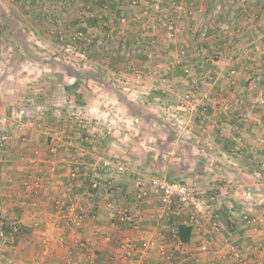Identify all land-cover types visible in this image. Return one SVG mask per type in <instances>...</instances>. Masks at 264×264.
Masks as SVG:
<instances>
[{
  "label": "crops",
  "instance_id": "1",
  "mask_svg": "<svg viewBox=\"0 0 264 264\" xmlns=\"http://www.w3.org/2000/svg\"><path fill=\"white\" fill-rule=\"evenodd\" d=\"M181 1L182 12L178 8L172 11L173 17L168 15L181 26V33L170 43L165 25H156L155 34H159L151 50L157 58L169 57L165 59L168 63L161 64L162 71L167 72L169 60L173 61L169 77L171 86L181 92L178 95L189 87L186 69L196 72L203 68L200 74L208 71L215 81L201 93L193 90L200 96L195 98L200 102L195 118L181 110L179 98H173L177 105L174 112L180 116L168 115L186 127L172 133L156 155H138L144 144L139 139L140 144L134 142L133 136L143 133L146 124L127 105L118 103L120 106L104 114L101 98H95L99 103L93 118L97 121L86 129L75 124L77 114L70 110L71 104L82 98H59L61 106L55 112L43 117L29 115L26 124L14 126L15 112L18 116L23 112L9 106L7 113L2 105L7 99L17 103L19 98H14V90L4 98L0 90V225L2 221L18 222L31 230L29 237L20 238L13 247L6 245L0 233V264H264V105L257 106L248 122L243 114L264 94V0ZM54 2L0 0V19L45 27L36 22H53L52 10L64 9L62 1ZM128 2L113 3L112 13L119 16L120 26L112 29L117 33L125 30L132 46L127 55L118 57L143 67L138 56L146 53L135 46L141 34L134 17L137 10ZM171 2L176 1L169 0L165 11ZM110 12L107 16L113 22L115 15ZM226 23L230 30L224 32L221 25ZM203 24L210 29L202 45L196 30ZM93 29L95 36L102 35L97 28H89L87 33ZM202 47L212 58L220 55L219 59L205 67L204 57L199 55ZM180 48L187 49L188 55L184 66L176 68L174 60ZM15 50L0 45V55L13 57ZM9 62L0 68L12 67ZM109 65L104 68L112 70L114 66ZM90 80L104 83L95 75ZM159 80L146 76L142 84L150 88ZM3 84L0 80L1 88ZM236 98L243 102L239 112L226 113ZM53 101L49 100L51 105L56 103ZM74 106L78 104L74 102ZM103 158L123 164L126 173L104 175L103 181L111 178L116 190L107 196L104 189H98L93 211L84 185L94 181L93 171L101 168ZM168 172L174 180L197 183L205 203L188 245L176 242L172 235L173 225L189 223L188 213L168 210L151 187L153 177ZM124 209L133 216L132 223L121 221ZM129 242L136 246L135 251L127 250Z\"/></svg>",
  "mask_w": 264,
  "mask_h": 264
},
{
  "label": "rangeland",
  "instance_id": "2",
  "mask_svg": "<svg viewBox=\"0 0 264 264\" xmlns=\"http://www.w3.org/2000/svg\"><path fill=\"white\" fill-rule=\"evenodd\" d=\"M61 1L63 4L61 6L64 9L61 11L59 7H57V9L52 10L54 12L52 15L53 22H42L44 20L41 21L42 23L36 22V24H40V26L44 23L45 27L30 26L18 22L4 23L2 19H0V33H2L3 37V40H0V45L3 48L10 47L16 49V54L13 57L8 54L0 55V64H5L9 60V63H12V67L7 66L0 68V80L1 83L4 82L2 88L0 86V90L4 92V98H8L9 93L7 92L11 90H14L17 95L14 98H19L17 103H11L8 99L7 101H4V104L2 105L4 111H7L8 113L9 110H6V108H9V106H15L18 112H23L20 113L19 116L16 115L17 113L15 112L13 116V125L16 126L19 124H26L25 121L27 118L31 117L29 115L35 116L36 114V116L43 117L46 112L51 110H54L55 112V109H58L61 106L57 104L59 98H82L79 102L74 101L78 106L75 107L73 102L70 110H75L72 113L75 115L77 114L76 118L73 117L75 118V124L78 123L80 124L78 126L83 128L86 127V129H88L91 125L94 126L97 121L93 118L97 116L93 112H95V108L98 107L99 103L97 100H94L95 98H101V111L104 114H108L110 110H114V108L120 106L118 103H121L122 105H127L128 109L134 115L143 117L146 124V129H143V133L133 136L134 142L140 144L142 141L144 144L142 147L143 150L139 152V154L137 151V154L140 155L143 153L144 156L150 157L156 155L158 151L161 150V147L165 148V144L171 140V137H173L172 133H175V131L180 128L186 127V124H182L179 120H171L172 115L175 118H179L180 116L179 113L177 115L174 112L177 105L173 102V100L176 99L173 98L181 97V95H178L181 92H176L178 88L171 86L172 82L171 77H169V71L173 69V61L169 60V62H172L170 69L167 70V72H163V76L166 75L167 78L166 82L162 83L161 87V84L158 83L153 84V87L146 88L144 84L140 85L133 81V76H135V74H133L134 71L131 70L132 65L129 64L127 60H120L118 55L114 56L113 60L109 61L110 65L107 61L105 62V54H107L105 51L92 52L87 58H84L80 54V49L83 45L81 43H76L72 39V36L76 32L81 31L83 27L86 26L87 28V26H89L85 25L87 20L83 23V18H87L88 14L95 12L100 13L98 16H101V6L104 3L110 5V13L115 12V6H113L115 0H55L54 3ZM163 1L164 7H166L169 0ZM50 2H53V0H50ZM182 2L183 1L181 0L177 4L176 2H171L172 6L169 10L165 8V13L172 15V11L178 10V8H180L182 12L185 8L184 4H181ZM173 5L176 6L173 8ZM47 10H49V8H47ZM220 10L221 8L217 9L216 12H219ZM43 13L44 15L47 14L46 11H43ZM43 13L41 15L42 18H44ZM63 13H66V16L63 15ZM106 13L107 12H104L103 14ZM7 14H9V12H2V15ZM112 15H115V17L112 18L113 22H110V27L118 29V26H120L117 22L119 16H116L117 14L113 13ZM176 15L178 14L176 13ZM173 16L174 14L172 17ZM121 17L124 18V16ZM137 28V31L140 32L139 25ZM229 30L230 27L227 31ZM94 31V29L91 30L89 36L86 34L88 38L95 37L93 33ZM12 36H15L16 39L14 40ZM120 43L121 40L116 38L115 42L112 43L114 50L116 49L117 51V48L120 49ZM143 52L145 51L143 50ZM187 55L185 56V59L187 58ZM176 56L178 57L179 55ZM146 57L147 56L144 55V53H142L141 56H138L142 63L145 61ZM167 58L169 57L159 56L157 58L154 54L153 63H158L160 65L163 64L164 66L168 63V60H165ZM102 60L104 61L102 62ZM204 61L205 67L210 64L206 63V59H204ZM106 65L114 66V68L112 70L109 68L106 70L104 68ZM174 66L178 68L177 65ZM13 68L14 70H12ZM202 71H204L203 68L198 69L193 73H201ZM262 72L264 73V67ZM93 75L99 76L104 83L101 84L100 82L91 81L90 77ZM75 83H77L78 90L76 92L66 93L65 87L71 86ZM204 87L201 86L198 88V92L201 93ZM207 87L209 86H206L205 88ZM188 89H190V86L186 88L185 91ZM171 92L178 96L175 97L174 94L171 95ZM192 94V98H200L199 95ZM10 98H12L11 95ZM51 98L54 99L53 102H56L53 105L49 102ZM165 98L167 99L166 101L163 100ZM178 100L179 99H177V102ZM163 101L166 105L163 104ZM124 102H126V104H124ZM232 104L233 105H230L229 108H226V113L234 111L239 112L243 102H241V98H236ZM258 105H264V94H262L261 98H258L255 103L250 104V106L247 107V110L243 113L245 114L244 118L247 114H250L246 117L247 122L253 117L254 111H256ZM169 113L172 115H168ZM166 115L167 117H165ZM193 118H195V115ZM145 146L146 149H144ZM110 159L114 160L113 158ZM216 224L218 225L219 223L217 222ZM216 227L217 226H215V228Z\"/></svg>",
  "mask_w": 264,
  "mask_h": 264
},
{
  "label": "built area",
  "instance_id": "3",
  "mask_svg": "<svg viewBox=\"0 0 264 264\" xmlns=\"http://www.w3.org/2000/svg\"><path fill=\"white\" fill-rule=\"evenodd\" d=\"M121 0H115V2H120ZM174 2H178L180 0H173ZM128 4L137 10L134 13V17L136 19L137 24L140 27V37L138 38V42L135 43V46L142 47L145 51V55L147 56L145 61L142 63L143 67H138L135 64L131 66V70L134 71L135 74L134 82L142 85L143 77H148L154 75L155 77H159V84L166 82V76H163L162 67L160 64L158 66H153L154 61V53L151 50V46L156 42L157 35L155 34V26L158 24H164L166 27V39L168 42L173 43L176 41L179 33H181V26L176 23L173 19H171L164 10V1L163 0H129ZM110 5H104V10L109 11ZM95 15L90 13L87 16L88 18H94ZM209 25L203 24L196 30L200 43L203 45L208 40L209 36ZM221 29L223 31H227L229 26L227 24L221 25ZM115 31L110 29L107 32L102 33L101 36L95 38L96 40L92 42L94 44V49L100 52H106L109 56L118 55V54H126L131 50V45L123 42L120 43V49L116 51L112 47L113 41L116 39ZM118 36H125L126 31L121 29L118 33ZM63 39V38H62ZM72 39L76 43L86 42V44L80 49V54L87 58L91 52L89 44L91 40L88 38L83 31L76 32ZM188 54V50L185 48H180L177 52L178 57H175L174 65L178 67L184 66L185 56ZM199 55L203 56L206 59V63L214 62L216 59H219V55L217 54L215 57H211L207 54V49L202 47L199 49ZM161 69V71H160ZM185 78L190 86V89L185 91L178 100V106H180L181 110L187 112L189 114L194 115L198 108L200 107L199 102L195 101L192 98V89H198L201 86H205L207 84H212L215 80L212 79V76L209 72H205L203 74L193 73L189 69L185 70ZM207 82V83H206ZM242 102V100H241ZM250 115V114H247ZM246 115V117H247ZM245 117V119H247ZM100 167L104 170L106 174L113 175L118 174L122 176L126 173V168L121 163H116L114 160L110 158L100 160ZM264 168V166H263ZM101 177V173L95 172L94 178L99 179ZM151 187L154 190V193L157 194L164 207L168 210H173L175 208L177 212H187L189 215V223L191 226H195L199 222V216L203 212L205 203L203 202V198L201 197V191L198 188L197 183L192 185L186 184L184 182H180L178 180H174L171 177V174L168 172L162 177H154L151 179ZM141 196V195H140ZM120 219L122 222L132 223L133 216L130 214L128 209H124L121 212ZM125 247L127 250L135 251L136 246L131 242L126 243ZM203 251L207 250L206 246L201 248ZM236 255L238 256L237 252Z\"/></svg>",
  "mask_w": 264,
  "mask_h": 264
},
{
  "label": "trees",
  "instance_id": "4",
  "mask_svg": "<svg viewBox=\"0 0 264 264\" xmlns=\"http://www.w3.org/2000/svg\"><path fill=\"white\" fill-rule=\"evenodd\" d=\"M104 5H106V4L104 3L101 6V9H102L101 16H98L100 13L93 12L92 14L95 15L94 18H88V19L83 18V23L87 20L85 25H89V26H87V28L85 26L81 30L84 32V34H87L89 36V34L87 33L89 28H97V29H99V31L101 33L107 32L110 29H112L110 27V20L108 19V16H107V13L109 11L104 10ZM88 11H90V10H88ZM104 12H107V13L103 14ZM114 33H115L116 38H119V39L122 38V39H120L121 43L123 42V39H125V42L127 44H129L130 41H128L125 37L127 34L125 36H118L117 32H114ZM116 34H117V36H116ZM97 37H99V36L89 38L91 40V43L89 44V47L91 49L90 53L99 52V51L93 50L94 44H92V42H94L96 40L95 38H97ZM113 42H115V40ZM83 43L84 44H82V43L81 44L84 46L86 44V42H83ZM114 56H117V54L112 55V56L105 54L106 61L109 62V61L113 60ZM95 78L100 79L99 76H95ZM100 80H102V79H100ZM65 90L67 92H70V93L76 92L78 90L77 89V83H75L71 86L65 87ZM96 171L101 173V177L99 179L93 178L94 181H92L91 183H85V185H84V189H85L84 191L89 192V196H86V197L88 198V201L90 202V204L94 205V207L92 208L93 211L97 207V203L93 202V199H94L93 196L96 195V191L98 189H100V188L104 189L106 191L107 196L110 194H113L116 190L115 184L111 183L112 182L111 178L107 179L105 182L103 181L104 175H109V174H106L102 168H96V170L93 171V176H94ZM93 215L94 214L92 213V216ZM123 223H126V222H123ZM193 230H194L193 226H191L188 223L187 224H176V225L172 226V235H173L174 239L176 240V242H180L181 244L188 245L191 241ZM0 233H2V237L6 239V245L9 247H13L17 244V242L19 241L20 238L29 237L31 234V230L28 227H26L23 224L18 223V222L13 223V222L2 221L1 225H0Z\"/></svg>",
  "mask_w": 264,
  "mask_h": 264
}]
</instances>
